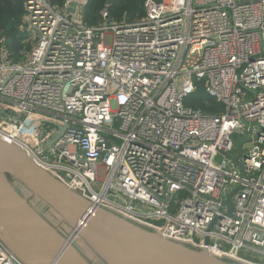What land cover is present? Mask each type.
Instances as JSON below:
<instances>
[{"label":"built area","instance_id":"2783aa9c","mask_svg":"<svg viewBox=\"0 0 264 264\" xmlns=\"http://www.w3.org/2000/svg\"><path fill=\"white\" fill-rule=\"evenodd\" d=\"M86 3L23 0L32 43L0 46V136L123 217L264 264V0H142L139 21L104 7L95 25ZM198 85L221 111L185 105ZM0 264H20L1 243Z\"/></svg>","mask_w":264,"mask_h":264},{"label":"water","instance_id":"95a60500","mask_svg":"<svg viewBox=\"0 0 264 264\" xmlns=\"http://www.w3.org/2000/svg\"><path fill=\"white\" fill-rule=\"evenodd\" d=\"M245 140H234L239 153L232 158L242 175L237 142ZM226 204L230 210V201ZM0 243L20 264H247L160 234L95 203L1 136Z\"/></svg>","mask_w":264,"mask_h":264},{"label":"trees","instance_id":"16d2710c","mask_svg":"<svg viewBox=\"0 0 264 264\" xmlns=\"http://www.w3.org/2000/svg\"><path fill=\"white\" fill-rule=\"evenodd\" d=\"M107 1L87 0L84 7L86 24H97L99 22L98 13L104 7H107L111 21H121L125 16V20L131 22L136 16L142 17L144 14L142 0H110L109 5H106ZM50 2L62 6L64 0H50ZM23 14V0H0V36L4 37L6 40L4 47L14 57H19L21 49L20 41L23 38V33L19 27L22 25ZM185 105L208 113H218L222 108L214 99L208 97L199 85L194 93L186 99Z\"/></svg>","mask_w":264,"mask_h":264},{"label":"rangeland","instance_id":"374dc122","mask_svg":"<svg viewBox=\"0 0 264 264\" xmlns=\"http://www.w3.org/2000/svg\"><path fill=\"white\" fill-rule=\"evenodd\" d=\"M98 15H99V13H98ZM140 19H141V17L136 16L131 22H137V21H139ZM99 20H100V16H99ZM99 20H98V21H99ZM121 21H125V22H127V21L125 20V16L122 17ZM121 21H116V22H121ZM20 31H21V30H20ZM21 32H22V31H21ZM22 33H23V32H22ZM25 36H26V34H25ZM0 42H1V45H4V43L6 42V40L4 39V37H1V36H0ZM31 43H32L31 39H25V38H24V33H23V38H22L21 41H20V44H21V49H20V50H26L27 47L31 45ZM243 146L247 149V148L251 147V143H244ZM250 254H251L254 258L258 259V260H262V259H263V255H262V254H258V253H254V252H250ZM249 256H250V255H249Z\"/></svg>","mask_w":264,"mask_h":264},{"label":"flooded vegetation","instance_id":"af4514ba","mask_svg":"<svg viewBox=\"0 0 264 264\" xmlns=\"http://www.w3.org/2000/svg\"><path fill=\"white\" fill-rule=\"evenodd\" d=\"M60 225V224H59Z\"/></svg>","mask_w":264,"mask_h":264}]
</instances>
